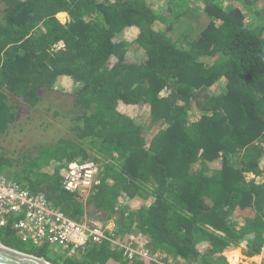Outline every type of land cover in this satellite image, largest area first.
Instances as JSON below:
<instances>
[{
  "label": "trees",
  "instance_id": "16d2710c",
  "mask_svg": "<svg viewBox=\"0 0 264 264\" xmlns=\"http://www.w3.org/2000/svg\"><path fill=\"white\" fill-rule=\"evenodd\" d=\"M75 162L99 167L84 199L62 187ZM3 173L74 221L91 208L114 222L76 257L0 228L2 245L54 264H230L224 254L239 246L258 255L264 0H0ZM129 236L146 257L129 261L113 244Z\"/></svg>",
  "mask_w": 264,
  "mask_h": 264
},
{
  "label": "built area",
  "instance_id": "2783aa9c",
  "mask_svg": "<svg viewBox=\"0 0 264 264\" xmlns=\"http://www.w3.org/2000/svg\"><path fill=\"white\" fill-rule=\"evenodd\" d=\"M98 179L97 164L75 162L67 167L62 187L68 193L86 197L92 187L98 184ZM7 227L21 243L32 247L42 245L64 247L67 249V256L70 257L79 256L90 245H99L108 239L104 225L87 220L74 221L52 209L44 196L30 194L11 179L0 175V228ZM120 247L125 248L124 255L129 261L137 256L146 257L142 244L136 249L126 244ZM256 256L259 263L264 264V245ZM152 258L160 261L162 257L155 255ZM253 258L254 256L244 259L248 260L249 264H255Z\"/></svg>",
  "mask_w": 264,
  "mask_h": 264
},
{
  "label": "rangeland",
  "instance_id": "374dc122",
  "mask_svg": "<svg viewBox=\"0 0 264 264\" xmlns=\"http://www.w3.org/2000/svg\"><path fill=\"white\" fill-rule=\"evenodd\" d=\"M190 4L192 5L191 6V10H192V7L193 6H195V5H193V2L192 1H190ZM195 12V11H194ZM194 12H192V14L194 13ZM192 14H191V16H192ZM196 15H198L199 17H200V19L202 20L203 19V14L200 12H197V14ZM57 18L59 19V21H61L62 23H65L66 21H67V19H68V17H67V15L66 14H58V16H57ZM203 24H204V20H202V22H201V24L199 25V27H201V26H203ZM199 27H197V28H195L194 29V31H192L193 32V34L194 33H197V30L199 29ZM59 98H61V97H59ZM146 114H144V112L143 111H141V110H137V112H136V121L137 122H139L140 124H143V128L144 129H147V125H148V121H146ZM3 175L4 176H6V178L7 179H11L10 178V175H6V173H3ZM85 197H83V199H84ZM105 216H104V214H102V213H96L94 210H92L91 208H88L87 210H86V216H84L83 217V220H87V221H90L91 223L93 222V223H96V224H98V225H104V227H105V231L107 232V233H111L112 231H113V229H114V227H115V224H114V222L112 221V220H108V221H105ZM130 237V238H129ZM129 237H124V239H123V241H120V242H118V241H114L113 242V244H115V245H119V246H121V245H125V244H127L126 242H127V239H130V240H134L135 238L133 237V236H129ZM135 241H136V239H135ZM139 241V240H138ZM28 247H30V245H27ZM238 251V253H239V257L237 258H230L229 259V252H233V251H229V252H226L225 253V257L227 258V260L229 261V263L230 264H249L248 263V260H245L244 258V255H243V246H239V247H237L236 249H234V251ZM45 252H47L51 257H53L52 259H54V258H56V256H57V254L60 252V250H58V251H55V252H53L52 250H51V248L50 249H46L45 250ZM231 254V253H230ZM243 256V257H242ZM253 262L255 263V264H260L259 263V258L255 255L254 256V258H253Z\"/></svg>",
  "mask_w": 264,
  "mask_h": 264
},
{
  "label": "water",
  "instance_id": "95a60500",
  "mask_svg": "<svg viewBox=\"0 0 264 264\" xmlns=\"http://www.w3.org/2000/svg\"><path fill=\"white\" fill-rule=\"evenodd\" d=\"M0 264H54L43 258L26 254L0 243Z\"/></svg>",
  "mask_w": 264,
  "mask_h": 264
},
{
  "label": "bare ground",
  "instance_id": "6f19581e",
  "mask_svg": "<svg viewBox=\"0 0 264 264\" xmlns=\"http://www.w3.org/2000/svg\"><path fill=\"white\" fill-rule=\"evenodd\" d=\"M238 254H239V253H238V251L236 250V251H234L232 254H230L229 258H233V257H234V258H236V257L238 258Z\"/></svg>",
  "mask_w": 264,
  "mask_h": 264
},
{
  "label": "crops",
  "instance_id": "0c3cea01",
  "mask_svg": "<svg viewBox=\"0 0 264 264\" xmlns=\"http://www.w3.org/2000/svg\"><path fill=\"white\" fill-rule=\"evenodd\" d=\"M234 252V251H233ZM233 252H229L228 254L230 255V253L232 254ZM224 256H225V254H224ZM238 257H239V254H238ZM243 257V256H242ZM230 259V258H229Z\"/></svg>",
  "mask_w": 264,
  "mask_h": 264
}]
</instances>
